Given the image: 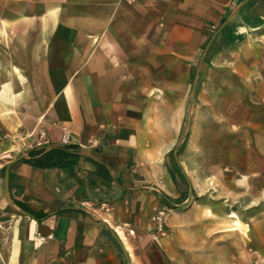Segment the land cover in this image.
<instances>
[{
  "label": "crops",
  "instance_id": "1",
  "mask_svg": "<svg viewBox=\"0 0 264 264\" xmlns=\"http://www.w3.org/2000/svg\"><path fill=\"white\" fill-rule=\"evenodd\" d=\"M205 38L227 58L215 69L228 76L210 87L217 112L244 105L247 78L258 98L264 0H0V152L12 156L6 138L20 152L0 183V264H129L111 224L147 210L152 196L139 188L155 181L141 170L175 143L167 106L186 101L190 52ZM250 131L228 161L250 202L245 264L252 250L264 256V130ZM65 134L81 155L74 164L24 161L31 149L63 147ZM202 249L195 263L230 264L218 244Z\"/></svg>",
  "mask_w": 264,
  "mask_h": 264
},
{
  "label": "rangeland",
  "instance_id": "2",
  "mask_svg": "<svg viewBox=\"0 0 264 264\" xmlns=\"http://www.w3.org/2000/svg\"><path fill=\"white\" fill-rule=\"evenodd\" d=\"M217 29L212 26L206 37L216 35ZM207 38L190 52L186 101L174 100L167 106L166 123L173 132L176 130L175 143L163 158L158 155L154 161H146L147 168L141 170L144 179L155 181L139 188L152 196L147 210L140 212L136 207L126 221L111 224L116 236L115 227L124 232L129 264H152L147 255L153 251L161 255L154 264H197L196 254L210 252L202 248L212 243L218 244L225 257H230V264H245V254L250 252L244 245L249 242L246 214L250 202L244 195V186L233 184L228 161L234 160L243 144L251 143L247 133L253 127L264 130V91L261 88L255 99L253 82L251 77L247 78L243 81L248 93L244 105L232 111L225 105L224 112H217L210 103V87L228 76L215 69L218 64H227V58L212 54ZM6 139L4 144L14 151L12 156L0 152V183L6 162L20 153ZM213 150L219 158L216 163L212 162ZM159 193L169 200L159 197ZM253 204L252 211L259 213L262 203L253 201ZM251 253L252 262L248 264H264L259 250Z\"/></svg>",
  "mask_w": 264,
  "mask_h": 264
},
{
  "label": "trees",
  "instance_id": "3",
  "mask_svg": "<svg viewBox=\"0 0 264 264\" xmlns=\"http://www.w3.org/2000/svg\"><path fill=\"white\" fill-rule=\"evenodd\" d=\"M80 156L79 153L74 151V146H52L43 149L29 150L24 161L38 168H60L74 164ZM164 198L168 199L166 197ZM34 217L39 219L37 216Z\"/></svg>",
  "mask_w": 264,
  "mask_h": 264
},
{
  "label": "built area",
  "instance_id": "4",
  "mask_svg": "<svg viewBox=\"0 0 264 264\" xmlns=\"http://www.w3.org/2000/svg\"><path fill=\"white\" fill-rule=\"evenodd\" d=\"M69 145V136L65 134L62 138V146H67Z\"/></svg>",
  "mask_w": 264,
  "mask_h": 264
},
{
  "label": "bare ground",
  "instance_id": "5",
  "mask_svg": "<svg viewBox=\"0 0 264 264\" xmlns=\"http://www.w3.org/2000/svg\"><path fill=\"white\" fill-rule=\"evenodd\" d=\"M117 232H118L119 236L122 238V240L126 241L123 232L121 230H119V229L117 230Z\"/></svg>",
  "mask_w": 264,
  "mask_h": 264
}]
</instances>
